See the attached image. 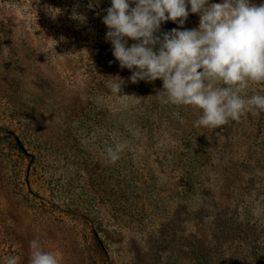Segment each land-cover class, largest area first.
I'll return each mask as SVG.
<instances>
[{"label":"rangeland","instance_id":"1","mask_svg":"<svg viewBox=\"0 0 264 264\" xmlns=\"http://www.w3.org/2000/svg\"><path fill=\"white\" fill-rule=\"evenodd\" d=\"M110 6L0 0V259L29 264L37 239L59 264H264V113L195 126L162 80L131 83L104 48Z\"/></svg>","mask_w":264,"mask_h":264},{"label":"clouds","instance_id":"2","mask_svg":"<svg viewBox=\"0 0 264 264\" xmlns=\"http://www.w3.org/2000/svg\"><path fill=\"white\" fill-rule=\"evenodd\" d=\"M39 4V0H36ZM190 6V7H189ZM55 19V8L45 5ZM102 22L112 44V55L121 69L131 71L128 80H162L165 102L202 110L195 126L215 128L240 120L245 113H264V95L245 98L251 83L264 82V3L252 0H111ZM199 15L193 29L173 28L161 35V25L172 21L181 28L189 14ZM83 23L86 17L76 13ZM134 41L130 46L128 40ZM107 87L119 94L125 80L110 76ZM126 147L107 148L110 162ZM4 264H18L11 256ZM29 264H59L57 254L45 251L39 240L30 241Z\"/></svg>","mask_w":264,"mask_h":264},{"label":"trees","instance_id":"3","mask_svg":"<svg viewBox=\"0 0 264 264\" xmlns=\"http://www.w3.org/2000/svg\"><path fill=\"white\" fill-rule=\"evenodd\" d=\"M263 1H259V0H254L253 3L255 4H260ZM107 49H112V44L110 41H108V43H106L105 47ZM5 259H0V264H4ZM202 261V262H201ZM204 262H208V259H196V261L194 262V264H204Z\"/></svg>","mask_w":264,"mask_h":264}]
</instances>
